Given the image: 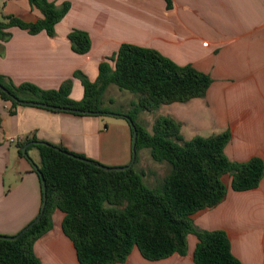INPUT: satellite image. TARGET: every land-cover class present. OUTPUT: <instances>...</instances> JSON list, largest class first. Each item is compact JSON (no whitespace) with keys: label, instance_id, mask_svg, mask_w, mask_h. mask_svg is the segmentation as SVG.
<instances>
[{"label":"crops","instance_id":"obj_1","mask_svg":"<svg viewBox=\"0 0 264 264\" xmlns=\"http://www.w3.org/2000/svg\"><path fill=\"white\" fill-rule=\"evenodd\" d=\"M49 1L58 6L71 3L55 36L11 28L12 38L0 42V75L15 85L32 83L44 90H57L71 79L70 96L79 102L84 88L74 77L77 71L95 82L100 64L123 44L154 49L213 80L204 98L163 105L153 113L155 119L174 118L186 140L230 131L232 139L226 148L230 160L247 162L259 157L264 161V0H170L169 5L166 0ZM8 15L28 23L42 18L28 0H0V19ZM76 29L91 37L88 54L72 50L68 36ZM12 108L0 96V235L16 236L42 207L40 176L19 153V145L27 140L35 138L113 167L127 166L132 160V130L124 119L104 130L99 115L25 105L12 115ZM11 138L13 143L8 141ZM224 181L226 199L192 219L201 230L226 232L232 253L242 264H264V178L258 188L244 192L231 188L230 177ZM64 217L56 210L53 229L35 244L42 264H80L63 232ZM197 243L198 238L190 235L187 255L159 261L146 260L135 248L125 263L118 264H196Z\"/></svg>","mask_w":264,"mask_h":264},{"label":"trees","instance_id":"obj_2","mask_svg":"<svg viewBox=\"0 0 264 264\" xmlns=\"http://www.w3.org/2000/svg\"><path fill=\"white\" fill-rule=\"evenodd\" d=\"M166 1L169 5L170 0ZM28 2L42 13V18L28 23L14 15L2 17L0 42L12 38L13 27L32 35L46 32L54 37L56 26L71 9L70 2L60 6L49 0ZM68 38L75 53L85 55L91 51L92 40L87 32L76 29ZM74 77L81 80L84 88V97L79 102L70 96L71 79L57 90H44L32 83L15 85L0 75V96L12 104V115L24 106L20 101H33L103 116L113 112L105 106L107 89L115 85L128 91L137 96V101L127 111L116 113L127 122L129 117L138 131L136 162L126 171H105L97 167L99 162L62 147L45 142L29 146L27 153L37 148L40 154L37 173L43 175L47 203L41 220L17 240L0 238V264H42L34 247L53 229L56 210L65 214L62 229L72 241L80 264L125 263L135 248L150 261L185 256L190 235L198 238L194 251L196 264H242L233 255L226 232L201 230L192 216L226 199L227 176L234 191L258 188L264 178V161L259 157L247 162L230 160L226 155L232 139L230 131L186 140L181 124L171 116L156 117L151 132L139 122L141 113H155L163 105L204 98L212 78L190 65L176 64L157 50L132 44H123L100 64L95 82L82 71H77ZM128 124L133 135L134 129ZM30 142L19 145L21 155ZM142 149L149 150L154 162L169 166L168 173L154 187L144 182L147 171L136 169ZM43 197L42 191V204Z\"/></svg>","mask_w":264,"mask_h":264},{"label":"rangeland","instance_id":"obj_3","mask_svg":"<svg viewBox=\"0 0 264 264\" xmlns=\"http://www.w3.org/2000/svg\"><path fill=\"white\" fill-rule=\"evenodd\" d=\"M113 89H110L105 93L104 95V101L105 106L110 108L114 113L120 112V111H127L129 109L130 100L137 101L136 95H131L132 93L128 91H121L117 86L112 87ZM123 94V95H122ZM112 101V102H110ZM155 114L153 113H147L145 116L139 119L140 123H142L145 127L149 128L151 130L153 123L155 122ZM102 123H103V129L107 130L108 125L115 124L118 120H123V118L116 119L114 117L110 116H98L97 117ZM126 119H124L123 122H125ZM127 122V121H126ZM13 150H16V146H12ZM28 156L24 155V160H26L30 166V168L35 170L36 176H38L37 169L41 165L40 161V154L37 148H33L31 152L27 153ZM34 159V160H33ZM37 161H40L39 163ZM102 164V163H100ZM105 165V164H102ZM108 166V165H105ZM14 167V164H12V168ZM113 167V166H108ZM144 168L147 171V176L144 180L146 185L150 187H154L158 185L163 177L168 173L169 166L167 164H159L152 160L150 156V152L148 149H142L140 151V161L136 165V169H142ZM6 236V235H1Z\"/></svg>","mask_w":264,"mask_h":264},{"label":"water","instance_id":"obj_4","mask_svg":"<svg viewBox=\"0 0 264 264\" xmlns=\"http://www.w3.org/2000/svg\"><path fill=\"white\" fill-rule=\"evenodd\" d=\"M6 91V90H5ZM21 105H25V106H35V107H40V108H45V109H49V110H55V111H60V112H68V113H75V114H80V115H93V116H98L100 113H95V112H89V111H83V110H79V109H70V108H63V107H56L53 105H49V104H44V103H38V102H33V101H20ZM106 115H111V116H115V117H122L123 115L118 114V113H105ZM128 122L132 125L134 132L132 135V160L130 162L129 165L124 166V167H108L102 164L97 165L98 168L105 170V171H126L131 169L135 162H136V158H137V139H138V131L136 129V127L133 125V121L128 117L127 118ZM33 144H45L44 142H39V141H34L32 142ZM31 143V144H32ZM30 143L27 144L24 148H23V153L25 156H28L27 154V149L29 147ZM70 156H73L75 158H77L78 160H81L85 163H92L90 160L86 159V158H81V157H77L73 154L68 153ZM38 170V169H37ZM39 176L41 178V182H42V191L44 194L43 197V204L41 207V213L38 215V217L36 219H34L30 224H28L21 232L20 234L16 235V236H1L0 238L6 239V240H17L21 235H23L25 232H27L29 229H31L35 224H37L41 218L42 215L44 213L45 207H46V203H47V191H46V185H45V181L43 179V175L42 173H39Z\"/></svg>","mask_w":264,"mask_h":264},{"label":"built area","instance_id":"obj_5","mask_svg":"<svg viewBox=\"0 0 264 264\" xmlns=\"http://www.w3.org/2000/svg\"><path fill=\"white\" fill-rule=\"evenodd\" d=\"M9 142L13 143L15 140L14 139H8Z\"/></svg>","mask_w":264,"mask_h":264}]
</instances>
